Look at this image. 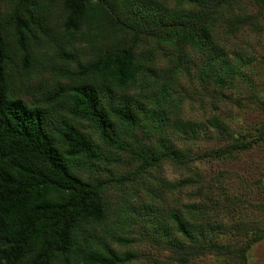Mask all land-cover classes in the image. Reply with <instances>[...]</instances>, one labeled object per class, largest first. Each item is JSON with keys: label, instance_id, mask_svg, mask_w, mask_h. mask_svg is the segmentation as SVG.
Instances as JSON below:
<instances>
[{"label": "trees", "instance_id": "trees-1", "mask_svg": "<svg viewBox=\"0 0 264 264\" xmlns=\"http://www.w3.org/2000/svg\"><path fill=\"white\" fill-rule=\"evenodd\" d=\"M222 1L229 0H0V264H137L134 249L116 245L131 237L100 228L109 216L100 172L118 158L110 148L130 149L138 159L123 179L180 156L163 136L159 145L124 139L143 116L159 113L147 101L155 105L164 93H152L146 81L154 51L139 47L154 39L180 54L189 44L206 53L202 77L230 86L247 61L230 59L215 40ZM207 120L229 138L208 156L232 158L264 142V122L244 133L216 114ZM190 124L183 122L196 130ZM260 170L264 183V165ZM210 188H199L202 199ZM224 197L217 207L231 208ZM143 204L154 212L155 230L183 256L232 251L245 259L264 232L246 226L241 214L228 226L216 222L205 203L196 206L199 215ZM243 226L252 235L229 249L220 234Z\"/></svg>", "mask_w": 264, "mask_h": 264}, {"label": "rangeland", "instance_id": "rangeland-1", "mask_svg": "<svg viewBox=\"0 0 264 264\" xmlns=\"http://www.w3.org/2000/svg\"><path fill=\"white\" fill-rule=\"evenodd\" d=\"M165 1L175 5V0ZM219 8L223 16L215 23V40L225 45L230 59L247 61L230 86L221 87L211 78L202 77L200 69L206 53L189 44L184 46L185 53L180 54L170 43L159 44L154 39L142 40L143 45L139 47L146 53L154 51L149 60L153 72L146 81L153 86L152 93H164L155 105L147 101L159 113L143 116L141 126L131 130L124 139L131 145L146 146L159 145L163 136L178 149L180 156L163 158L123 179L119 175L135 168L138 159L130 149L110 148L111 155L118 158L113 163H105L109 168H102L100 172L107 179L109 211L100 228L131 237L129 244L116 245L120 249H134L137 264H264V232L246 248L245 259L232 251L183 256L155 230L154 212L143 204L149 201L158 208L177 207L187 214L195 208V214L199 215L196 206L205 203L207 214L216 222L222 220L228 226L241 214L246 226L264 229V183L260 170L264 165V142L247 154L239 153L232 158L207 155L211 148L229 141L228 136L210 125L207 119L211 115L220 116L232 130L244 133L247 128L264 122V8L256 0L222 1ZM186 121L196 133L183 126ZM201 187H211L205 200L199 195ZM223 195L232 200L231 208L217 207L218 196ZM242 229L234 234L229 229L219 237L228 243L229 249L235 250V245L242 246L253 233L245 226Z\"/></svg>", "mask_w": 264, "mask_h": 264}]
</instances>
